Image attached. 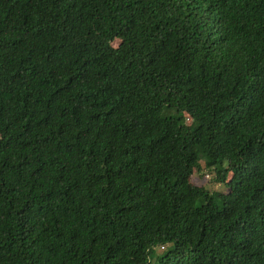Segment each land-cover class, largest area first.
I'll use <instances>...</instances> for the list:
<instances>
[{"label":"trees","instance_id":"obj_1","mask_svg":"<svg viewBox=\"0 0 264 264\" xmlns=\"http://www.w3.org/2000/svg\"><path fill=\"white\" fill-rule=\"evenodd\" d=\"M0 264H264V0H0Z\"/></svg>","mask_w":264,"mask_h":264},{"label":"rangeland","instance_id":"obj_2","mask_svg":"<svg viewBox=\"0 0 264 264\" xmlns=\"http://www.w3.org/2000/svg\"><path fill=\"white\" fill-rule=\"evenodd\" d=\"M206 179H210L211 178V174H207V172L204 174Z\"/></svg>","mask_w":264,"mask_h":264}]
</instances>
